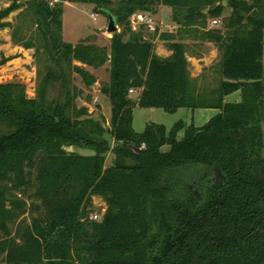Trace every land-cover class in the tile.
<instances>
[{
    "label": "trees",
    "instance_id": "16d2710c",
    "mask_svg": "<svg viewBox=\"0 0 264 264\" xmlns=\"http://www.w3.org/2000/svg\"><path fill=\"white\" fill-rule=\"evenodd\" d=\"M11 1L0 9V29L24 6L55 67L44 84L57 77L64 98H28L0 84V264H264V18L240 12L264 0H226L228 16L223 0H119L115 11L108 9L113 0ZM65 2L93 3L123 26L111 39V82L103 88L110 128L84 109L75 114L67 69L88 79L73 61L106 57L64 40ZM158 4L185 11L176 21L200 25L202 39L218 47L222 79L211 92L197 91L185 43L169 39L172 54L161 56L132 29L135 12ZM221 17L222 27H207ZM131 89L140 91L137 100ZM236 91L239 101H225ZM136 104L219 112L202 125L181 120L168 131L150 122L139 132ZM68 145L93 153L68 152ZM95 196L107 206L101 220L91 215ZM26 197L35 199L29 223L20 219Z\"/></svg>",
    "mask_w": 264,
    "mask_h": 264
},
{
    "label": "rangeland",
    "instance_id": "374dc122",
    "mask_svg": "<svg viewBox=\"0 0 264 264\" xmlns=\"http://www.w3.org/2000/svg\"><path fill=\"white\" fill-rule=\"evenodd\" d=\"M21 1L23 4L26 2V0ZM223 1L222 3L225 6L224 16H228L231 14L232 8L227 2L224 3ZM11 2V0H0V9L9 6ZM119 6V0H113V3L108 9L115 11ZM63 8L64 40L73 45L81 44L83 46H90L98 54L106 57V60L100 64H96L99 62L95 60L93 63H91L93 60L82 61L75 59L73 61L74 65H79L91 73L88 79H85L75 68L67 69L70 89L76 94V98L73 100L75 110H77L75 114H78L81 109H84L87 111V116L100 120L106 128H110L112 106L110 98L103 92V88L111 82V39L116 32L121 33L123 31V26L117 23L118 30L113 33L109 32V15L100 9H96L93 3L65 2L63 3ZM23 9L24 6L13 11L6 19L11 25L0 29V84H12L16 93L23 92L28 98L38 99L41 94H44L47 102L54 99H63L64 89L61 82L57 80V77H54L55 80L49 81L47 85L44 84L47 75L55 71V67L48 55L42 50L41 42L33 38L34 25L31 22L32 19L27 13L23 12ZM149 12L157 22V29L151 31L145 26L139 27L138 25L134 26L131 24L132 29L135 31L141 29L146 37L153 40L156 48L158 46L162 48L163 45L165 46L167 44L165 40L171 38L188 39L189 42H186V52L190 55L194 51H202V45L204 49L208 48V52L210 54L212 53L210 56L214 57L213 65L209 68L210 72L214 73V81H212L210 86L211 90L215 89L219 84L218 80L222 79L220 72L221 58L220 54L219 56L214 54V49L217 48L214 42L211 41V45L201 42L206 41L201 37V26H186L178 23L174 17L177 20H182L185 11L174 12L170 6L158 4ZM249 14L264 18V2L260 8L250 13L247 12L246 16ZM222 25V17L221 22L215 25L212 24V18L207 21L208 28L222 27ZM128 37V35L123 36L125 40ZM25 39H31L34 46L25 47L21 43ZM139 93L140 91L134 89V91H130V97L137 100ZM240 93V91H236L226 95L225 101H239L241 99ZM218 112L219 109L213 110V108H196L192 110L191 108L181 107L176 112L171 113L162 107H141L136 104L134 106L133 125L136 131L141 132L147 123L157 122L166 125L169 131L181 120L187 124L194 122L196 125H202ZM262 127L264 131V120L262 121ZM183 132V130L179 132L178 138L183 136ZM65 149L68 152L93 153L92 149L78 145H68L65 146ZM163 149L168 150L169 146L165 145ZM107 158V163H110L112 153H108ZM195 190L198 191V189ZM29 192H33V188ZM14 193L18 192L14 191ZM18 194L20 195V193ZM26 199L27 209L20 219H23L25 223H29L32 217L30 205L35 199L33 197H26ZM93 204L95 211L91 215L98 213L99 217L95 220H101L107 207L106 203L103 198L95 196L93 198ZM10 226L12 233L15 234L17 228L16 223L11 222Z\"/></svg>",
    "mask_w": 264,
    "mask_h": 264
},
{
    "label": "crops",
    "instance_id": "0c3cea01",
    "mask_svg": "<svg viewBox=\"0 0 264 264\" xmlns=\"http://www.w3.org/2000/svg\"><path fill=\"white\" fill-rule=\"evenodd\" d=\"M173 40L181 41L185 44L186 42H189L188 39H182V38H176ZM168 41L170 40H165V43H167ZM201 42L208 44V45L212 44V42L209 40L201 41ZM201 48L203 49L202 51H194L191 55L188 52H186V54L190 61V74H191L193 81L197 85V91L202 92V93H205V92L209 93L211 92L210 85L212 84V81H214V73H211L209 68L213 65L214 57L210 56L212 53L210 54V52H208L207 50L208 48L204 49L203 45L201 46ZM156 52L161 56H169L172 54V51L168 48L167 44H165V46L163 45L162 48L158 46L156 48ZM214 54H216V56H219L218 47L214 49ZM217 75L219 76V74ZM218 81L220 82L221 79H219ZM207 108H213V110L218 109L214 107H207Z\"/></svg>",
    "mask_w": 264,
    "mask_h": 264
},
{
    "label": "built area",
    "instance_id": "2783aa9c",
    "mask_svg": "<svg viewBox=\"0 0 264 264\" xmlns=\"http://www.w3.org/2000/svg\"><path fill=\"white\" fill-rule=\"evenodd\" d=\"M221 22L220 18H214L212 19V24H218ZM131 24L138 25L139 27L145 26L151 31H155L157 29V22L154 20L153 16L150 12H144V11H137L131 16ZM130 91H134V89H131ZM93 219H97L99 217L98 213H95L92 215Z\"/></svg>",
    "mask_w": 264,
    "mask_h": 264
},
{
    "label": "water",
    "instance_id": "95a60500",
    "mask_svg": "<svg viewBox=\"0 0 264 264\" xmlns=\"http://www.w3.org/2000/svg\"><path fill=\"white\" fill-rule=\"evenodd\" d=\"M223 2L226 3L227 1H223ZM204 12L206 13L207 10H205ZM240 12H241V15H242L243 17H245V16L247 15V11H244V10L240 9ZM108 15H109L108 31L111 32V33H113V32H115V31L118 30V26H117V23H116V19H115V17H114L112 14H108ZM132 147H133L135 150H137V151L140 150V148L135 147V146H133V145H132Z\"/></svg>",
    "mask_w": 264,
    "mask_h": 264
}]
</instances>
